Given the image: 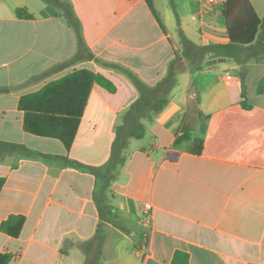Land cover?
Segmentation results:
<instances>
[{"label":"crops","instance_id":"crops-1","mask_svg":"<svg viewBox=\"0 0 264 264\" xmlns=\"http://www.w3.org/2000/svg\"><path fill=\"white\" fill-rule=\"evenodd\" d=\"M69 1L95 57L134 71L149 85L166 77L182 48L180 30L202 46L231 42L225 1L155 0L167 33L145 0ZM250 2L264 18V0ZM20 8L34 19H20ZM77 51V34L57 8L43 0H0V140L49 157L0 158V178L6 179L0 227L12 215L26 217L19 238L0 230V253L12 255L10 264H84L77 247L64 255L62 250L66 242L96 234L97 181L70 163L106 164L123 115L140 97L128 79L96 60L40 78ZM225 60L180 75L169 105L146 123L143 139L131 141L109 193L112 211L129 232L105 225L102 264H175L178 252L189 256V264H264V94L258 93L264 55L246 65L250 110L241 107L240 67ZM81 69L101 74L117 91L93 86L71 149L26 132L20 98ZM187 122L195 129L177 143ZM197 141L203 144L200 155L194 152ZM145 204L152 206L149 227Z\"/></svg>","mask_w":264,"mask_h":264},{"label":"trees","instance_id":"trees-1","mask_svg":"<svg viewBox=\"0 0 264 264\" xmlns=\"http://www.w3.org/2000/svg\"><path fill=\"white\" fill-rule=\"evenodd\" d=\"M43 1L60 10L69 26L74 29L78 39V51L71 60L55 66L40 78L57 73L79 61L96 60L105 68L114 69L123 75L136 87L140 95L139 99L122 117V123L117 128L111 155L106 164L88 166L75 161L70 163L76 169L95 177L97 183L94 189V201L99 212L100 223L92 239L76 244L66 242L62 254H67L69 247L74 246L84 254V264H102L103 249L108 237L105 225L109 223L123 232H129L120 218L112 211L109 193L128 161L131 141L143 139L147 134L146 123L154 122L155 118L169 105L172 93L179 84L180 75L187 73L190 69L205 70L206 63L216 59H231L240 67L239 75L243 98L241 107L250 110L251 106L247 100L246 65L251 59L259 60L264 55V18L257 15L250 0H224V14L231 42L228 45L202 46L191 41L184 31L180 30L182 48L180 51H175V58L169 65L166 77L156 85H149L134 71L119 64L106 63L95 57L87 46L83 34V25L69 0ZM145 2L163 31L167 33L156 9L155 0H145ZM17 16L20 19H34V16L26 8L18 9ZM242 54H246L244 59L241 58ZM96 83L111 93L117 91L116 86L101 74L88 69H81L49 82L39 91L22 96L19 101V109L24 113L25 131L38 137L58 139L70 150L81 125L93 86ZM258 93L264 94V81L260 83ZM191 99H194V107L199 116L202 117V112L196 108L200 102L196 89L191 91ZM194 129V126L187 122L183 129L184 133L179 137L177 143L188 139ZM202 151L203 144L201 141H197L194 152L200 155ZM14 154L49 158L25 146L0 140V158ZM5 183L6 179L0 178V195ZM25 223V216L12 215L2 223L0 230L9 237L16 239L21 235ZM12 258V255L8 253H0V264H10ZM174 263L189 264V256L178 252Z\"/></svg>","mask_w":264,"mask_h":264},{"label":"built area","instance_id":"built-area-1","mask_svg":"<svg viewBox=\"0 0 264 264\" xmlns=\"http://www.w3.org/2000/svg\"><path fill=\"white\" fill-rule=\"evenodd\" d=\"M213 1H224V0H213ZM144 225L149 227L152 221V206L151 204H145L142 210Z\"/></svg>","mask_w":264,"mask_h":264},{"label":"water","instance_id":"water-1","mask_svg":"<svg viewBox=\"0 0 264 264\" xmlns=\"http://www.w3.org/2000/svg\"><path fill=\"white\" fill-rule=\"evenodd\" d=\"M225 61H226L225 59L213 60V61H210V62L206 63V67H211L213 65L221 64V63H223Z\"/></svg>","mask_w":264,"mask_h":264},{"label":"rangeland","instance_id":"rangeland-1","mask_svg":"<svg viewBox=\"0 0 264 264\" xmlns=\"http://www.w3.org/2000/svg\"><path fill=\"white\" fill-rule=\"evenodd\" d=\"M245 56H246V54H242V57H241V58L244 59ZM253 60H254V59H251L250 61H253ZM234 63H235V62H234ZM235 64H236V63H235ZM240 70H241V69L239 68V72H240Z\"/></svg>","mask_w":264,"mask_h":264}]
</instances>
